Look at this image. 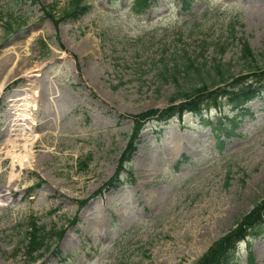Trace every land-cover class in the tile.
I'll return each mask as SVG.
<instances>
[{
  "label": "rangeland",
  "instance_id": "obj_1",
  "mask_svg": "<svg viewBox=\"0 0 264 264\" xmlns=\"http://www.w3.org/2000/svg\"><path fill=\"white\" fill-rule=\"evenodd\" d=\"M52 1L0 0V264H197L264 195V96L224 118L231 134L190 111L147 120L135 182L106 181L132 115L180 101L168 66L189 55L239 73L241 42L264 50V0H151L141 13L135 0H88L59 23L42 9ZM15 17L23 23L7 32ZM32 217L65 231L27 261ZM236 247L230 264H264V221Z\"/></svg>",
  "mask_w": 264,
  "mask_h": 264
},
{
  "label": "trees",
  "instance_id": "obj_2",
  "mask_svg": "<svg viewBox=\"0 0 264 264\" xmlns=\"http://www.w3.org/2000/svg\"><path fill=\"white\" fill-rule=\"evenodd\" d=\"M33 1V0H32ZM35 1V0H34ZM38 1V0H37ZM189 5L191 0H182ZM151 3V0H135L134 4L137 11L141 13ZM88 0H67L63 6H58V1H52L42 6L44 13L51 19L59 23L62 19H77L87 12L90 8ZM12 18L6 24L7 32L19 28L24 20ZM241 46V57L247 69L243 72L234 73L230 64H225L220 60L213 63H206V60H200L199 57L186 56L185 59L177 61L173 67L168 66L169 71L163 72L165 80L167 77L172 78L176 94L172 96V101L177 98L180 101L171 103L167 107L156 109H145L140 113L132 115L134 126L131 129L126 147L119 155L116 165V172L106 181L107 187H114L127 183V181L135 182L133 174V166L131 162L138 148L140 130L147 120H161L168 122L169 118L176 115L182 116L187 112L197 115L202 121H205L216 130V136H219L222 130L227 134H231L228 130L229 124L225 123V119L232 122L242 113L249 112L246 103L253 98L261 95L264 96V50L255 51L252 46L244 40ZM44 51L40 52V56H45L50 48L45 42H42ZM228 105L229 112L225 113L222 106ZM210 107L217 108L215 120L205 117V110ZM237 110V113H232ZM220 141V143H222ZM186 155L184 154V157ZM92 159L91 153H88L79 160V165L84 168ZM127 175L121 178V174ZM39 185V184H35ZM103 189L99 188L98 192ZM263 196V197H262ZM260 200L254 201V207L246 213H242L236 217L231 227L223 235L216 238L206 249V251L197 259V264H230L231 254L236 250L239 240L246 239L250 234L255 235L260 230V224L264 221V195ZM77 216L70 219V223H75ZM27 242L25 243L24 254L27 261H34L42 254L40 249L49 244L46 243L48 237L56 234L61 237L65 228L46 229L45 224H38L36 217H32L27 222ZM58 250V248H57ZM252 252L249 251V258ZM254 258V257H253Z\"/></svg>",
  "mask_w": 264,
  "mask_h": 264
}]
</instances>
